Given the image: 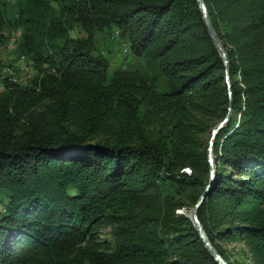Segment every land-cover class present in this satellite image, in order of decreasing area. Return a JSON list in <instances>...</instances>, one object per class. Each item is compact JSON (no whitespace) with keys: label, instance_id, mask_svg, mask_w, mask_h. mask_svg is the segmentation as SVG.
Returning a JSON list of instances; mask_svg holds the SVG:
<instances>
[{"label":"trees","instance_id":"obj_1","mask_svg":"<svg viewBox=\"0 0 264 264\" xmlns=\"http://www.w3.org/2000/svg\"><path fill=\"white\" fill-rule=\"evenodd\" d=\"M203 1L231 96L195 0H0V41L19 30L37 72L0 74V264H218L176 214L210 183L209 241L227 264H264V0ZM112 30L143 77L94 54Z\"/></svg>","mask_w":264,"mask_h":264},{"label":"rangeland","instance_id":"obj_2","mask_svg":"<svg viewBox=\"0 0 264 264\" xmlns=\"http://www.w3.org/2000/svg\"><path fill=\"white\" fill-rule=\"evenodd\" d=\"M9 4H13L15 0H6ZM248 1V0H247ZM113 32V33H112ZM112 32H99L95 31L93 34V52L96 55H100L101 57L105 58L109 62L108 67V75L112 76L115 71H123L124 73L128 74L133 78L143 77L141 70H139V63L140 61L137 60L130 52L129 45L123 41L119 33ZM12 34L19 36V30H6L2 32V37L8 38ZM17 36V38H18ZM70 36L73 39L87 37L85 32H80L78 29L71 31ZM17 41V39H16ZM17 44V43H16ZM264 64L263 61L260 62ZM23 67V64L18 60V54L16 51L10 52L6 55V61L2 65V67H7L10 71L9 74H1L2 77L7 78L8 81L13 82L12 79L16 80L17 78H22L27 85L32 78L36 76V71L34 69L19 71L20 67ZM256 66H260L257 64ZM1 68V67H0ZM2 90L4 87L1 85ZM0 90V91H2ZM188 200V199H187ZM191 209L188 207L179 209L176 211V214L183 215L189 218ZM98 235L100 236L101 241H111V228L106 223H101L98 226ZM224 248L227 250H232V248L238 249L240 245H235L230 242L221 243Z\"/></svg>","mask_w":264,"mask_h":264},{"label":"water","instance_id":"obj_3","mask_svg":"<svg viewBox=\"0 0 264 264\" xmlns=\"http://www.w3.org/2000/svg\"><path fill=\"white\" fill-rule=\"evenodd\" d=\"M195 1L199 7V10L201 11L203 22H204L205 27L207 29L208 36H209L214 48L217 50V52L219 53V55L223 61V64L225 67V79H226V85L228 88V95L231 96V86H230V82H229V72H228V62H229L228 56H227V54H226V52H225V50L221 44V41L217 37V35H216L212 25H211V22L209 20L208 13H207V8L205 6L204 1L203 0H195ZM230 116H231V109H230V107H228V113L226 114V116L212 129V132H211V138H210L208 150H207L208 162L210 164L211 179H213V177L215 176V165H214V159H213L214 141H215L217 134L228 123ZM210 187H211V183L208 184V186L206 187L203 194L199 197L197 202L194 204L193 208L190 211L189 219H190L194 229L196 230V233L199 236L201 242L203 243L204 248L207 250L209 255L213 258V260L216 261L218 264H227L223 260V258L220 256L218 251L215 249V247L209 241V239L205 233V230L203 229V226L201 225V223L198 219V209L201 206V204L204 202L206 195H207V192L210 189Z\"/></svg>","mask_w":264,"mask_h":264},{"label":"built area","instance_id":"obj_4","mask_svg":"<svg viewBox=\"0 0 264 264\" xmlns=\"http://www.w3.org/2000/svg\"><path fill=\"white\" fill-rule=\"evenodd\" d=\"M117 33V32H115ZM18 36V34H17ZM17 36L15 34H12L11 36H9L8 38H6L5 40H1L0 41V72L2 74H9V69L7 67H2V65L4 64V62L6 61V55L10 52H13L16 50L17 47ZM18 60L23 64V67L21 66L19 68V71H23V69H27L30 70L32 67V63L30 60H28L26 57L18 55ZM12 81L14 83H18L20 85H24L26 86V82H24V80L22 78H17L16 80L12 79ZM0 90H2V87L0 86Z\"/></svg>","mask_w":264,"mask_h":264}]
</instances>
